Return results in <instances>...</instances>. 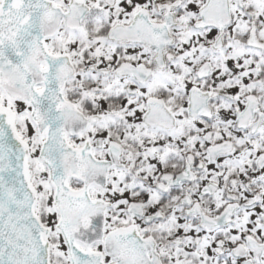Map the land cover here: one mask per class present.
<instances>
[{"label":"snow or ice","instance_id":"1","mask_svg":"<svg viewBox=\"0 0 264 264\" xmlns=\"http://www.w3.org/2000/svg\"><path fill=\"white\" fill-rule=\"evenodd\" d=\"M0 264H264V0H0Z\"/></svg>","mask_w":264,"mask_h":264}]
</instances>
